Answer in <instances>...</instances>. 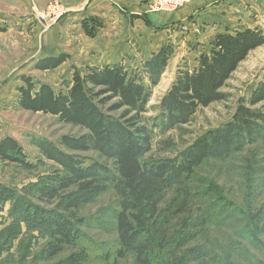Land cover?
Returning a JSON list of instances; mask_svg holds the SVG:
<instances>
[{
    "label": "trees",
    "instance_id": "trees-1",
    "mask_svg": "<svg viewBox=\"0 0 264 264\" xmlns=\"http://www.w3.org/2000/svg\"><path fill=\"white\" fill-rule=\"evenodd\" d=\"M82 25L89 36H95L102 21L90 16ZM262 45L264 32L260 29L218 33L210 48L199 55L197 66L178 72L161 98L156 125L169 131L188 123L199 107L225 100L222 89L227 81L250 52ZM171 51L162 47L147 61L151 75L163 70ZM66 59L65 54L42 58L36 68L53 69ZM23 80L20 108L52 114L86 130L79 135H63L59 144L32 136L41 154L55 164L52 173L24 188L22 195L0 185V205L12 203L14 224L25 221L30 228L47 234L44 252L48 257L60 256L80 244L88 220L80 210L111 189L118 195L114 212L118 254L132 255L135 264H233V255L241 254L243 239L264 248V200L256 197L249 162L244 167L243 206L223 195L221 186L198 190L193 180L196 168L208 160L225 162L245 150L250 152V145L264 142V114L250 107L264 101V82L252 90L249 106L240 103L230 120L208 130L179 156L143 162L142 157L152 147V131L144 118L151 87L124 66H88L86 71L74 67L66 91H56L47 83L37 89L32 78L23 76ZM91 150L111 164L100 160L86 164L76 153ZM0 159L33 167L22 146L10 136L0 137ZM171 189L174 195L161 209ZM212 193L211 202L201 200ZM214 203L232 211L230 223L220 226L229 228L233 236L221 233L214 240L208 237L212 229L207 227H213L209 222H217V213H209ZM194 240L196 244L191 245ZM84 257L85 251H73L55 264H79Z\"/></svg>",
    "mask_w": 264,
    "mask_h": 264
},
{
    "label": "rangeland",
    "instance_id": "rangeland-1",
    "mask_svg": "<svg viewBox=\"0 0 264 264\" xmlns=\"http://www.w3.org/2000/svg\"><path fill=\"white\" fill-rule=\"evenodd\" d=\"M113 1L115 4L106 16H96L102 25L95 36H89L83 29L82 15L69 9L67 0H0V137L10 136L18 141L33 165L26 168L0 159V185L13 188L22 195L24 188L40 183L52 173L55 164L41 154L32 143V136L59 144L63 135L86 132L78 125L61 121L58 116L20 108L18 96L19 87L25 85L23 76L32 78L37 89L41 83H47L56 91H66L72 82L74 67L86 71L97 61L126 53L124 62L119 65L151 87L144 118L152 131V147L142 157L143 162L179 156L208 130L230 120L240 103L249 106L252 90L264 82L262 45L250 52L227 81L222 89L226 94L225 100L199 107L188 123L164 131L156 125L159 103L178 72L197 66L201 52L210 48L211 41L220 32H234L239 28L264 32V0H184L174 10L161 11L151 10L155 0ZM188 6L191 8L189 13L186 11ZM133 12L137 14H131ZM159 13L166 15L167 19L156 20ZM90 16L95 15L87 12V17ZM114 17L118 19L110 25L108 21ZM162 47L172 50L170 58L160 73L151 75L146 63ZM61 54L67 55V59L58 67L49 70L36 68L38 60ZM250 107L264 114V101ZM250 147V152L245 150L228 161L208 160L197 167L194 186L205 190L219 185L224 189L223 195L234 204L243 206L246 198L244 172L247 171L244 167L249 162L253 166L256 197L264 200V142ZM76 153L86 164L94 160L107 161L93 150ZM173 195L172 189L166 193L161 209ZM212 195L201 200L209 203ZM117 199L116 191L111 189L83 207L80 214L88 218L83 228L85 238L77 247H71L57 257H48L44 252L49 239L42 229L30 228L25 221L14 224L10 214L12 203L0 205V264L19 261L55 264L61 257L81 250L85 251V257L79 264H113L115 261L118 264H135L132 255L121 257L118 254L120 247L114 213ZM210 210V214L217 213V222H209L208 226L213 227H207L212 229L208 237L214 240L221 233L233 236L229 228L221 227L224 222L230 223L228 215L232 211L218 203H214ZM217 225L220 227L218 230L214 227ZM243 241L239 257L233 255V264H261L264 248L251 245L245 239Z\"/></svg>",
    "mask_w": 264,
    "mask_h": 264
},
{
    "label": "crops",
    "instance_id": "crops-1",
    "mask_svg": "<svg viewBox=\"0 0 264 264\" xmlns=\"http://www.w3.org/2000/svg\"><path fill=\"white\" fill-rule=\"evenodd\" d=\"M113 4H115L113 0H67L68 8L74 9V11L78 12L77 14L82 15V16H80L81 22L84 18L87 17V12H88V14L90 13V15H95V16H99V17H104V15L106 16L108 14V11L110 10V8H113ZM190 9H191L190 6H188L186 8L187 13H189ZM131 14H137V13L133 12ZM101 15H103V16H101ZM162 15L163 16H161V14L159 13V16H157V18H155V19L156 20L157 19H162V20L167 19L166 15H164V14H162ZM117 19H118V17H114V19L110 18V20L108 22H110L109 24L112 25L115 23V21ZM122 33L123 32H121V35H122ZM124 55L119 54V56L110 57V59H107L105 61L104 60L99 61V62L97 61L94 64H92L91 66L102 67L105 65L120 64V62L122 64V62H124V59H125Z\"/></svg>",
    "mask_w": 264,
    "mask_h": 264
},
{
    "label": "built area",
    "instance_id": "built-area-1",
    "mask_svg": "<svg viewBox=\"0 0 264 264\" xmlns=\"http://www.w3.org/2000/svg\"><path fill=\"white\" fill-rule=\"evenodd\" d=\"M183 1L184 0H155V3H153V5L151 6V10L154 11H161L162 9L174 10ZM52 10L53 12H55V7H53Z\"/></svg>",
    "mask_w": 264,
    "mask_h": 264
}]
</instances>
